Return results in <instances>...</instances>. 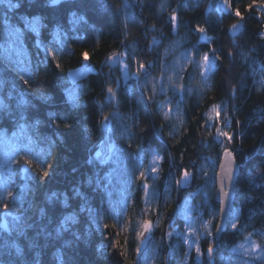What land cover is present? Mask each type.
Masks as SVG:
<instances>
[{
  "label": "trees",
  "instance_id": "trees-1",
  "mask_svg": "<svg viewBox=\"0 0 264 264\" xmlns=\"http://www.w3.org/2000/svg\"><path fill=\"white\" fill-rule=\"evenodd\" d=\"M13 2L21 5L8 16L23 31L22 63H17L15 52L5 55L3 51L7 36L2 21L7 9L0 4V80L7 82L0 89V100L11 90L13 97L23 95L30 104L23 131L7 116L0 121V157L7 159L0 168V182L10 176L6 188L0 183V223L5 219L11 226L13 217L19 216L25 234L17 237L15 232L0 231V264H59L57 253L63 264H145L140 247L145 238H136L146 219L138 179L141 162L148 171L144 181L156 197L147 217L157 222L151 233L153 261L149 264H222L246 236L264 243V8L259 7L264 0H256L251 9H246L251 0H229L231 7L223 0H127L128 5L122 0H61L59 5L48 0ZM235 8L241 11L242 21L232 15ZM21 16L40 18L39 37L23 30ZM197 27L205 32H197ZM37 39L43 48L35 47ZM84 51L90 56L87 63L81 58ZM112 53L125 56L126 82L118 65H107ZM204 53L209 54L211 71L195 67ZM178 55L189 61L178 69L176 93H167L179 106L178 118L171 120L160 113L164 95L150 81L160 79ZM139 64L145 65V75ZM83 66L92 71L71 83L68 72ZM108 87L114 90L110 98ZM38 94L50 100L42 101ZM8 103L14 108L16 100ZM217 111L219 127L233 135L231 144L218 138L213 118ZM50 112L62 119H50ZM35 119L41 123L32 128ZM106 135L115 155L99 166L94 158ZM224 147L239 164L235 203L227 230L216 240L219 205L214 184L208 193V208L215 216L213 236L202 238L196 231L192 239L201 247L197 257L195 247L184 243V237L191 219L195 227L199 218L207 216L200 196L206 173L201 164L216 159L217 173ZM152 154L160 160L154 177L148 165ZM24 159L32 166L24 164ZM48 164L53 165L50 170ZM44 170L49 171L47 177L40 175ZM184 170L196 187L192 192L190 184H177ZM106 173L110 178L101 179L97 186L95 174L103 178ZM75 189L86 201L75 197ZM52 192L66 194L69 207L48 203ZM124 201L131 203L132 213L126 229L121 228ZM82 203L90 211L80 212ZM41 208L46 210L43 218ZM69 213L77 215V223L57 236V225ZM234 214L238 215L235 230L229 228ZM104 224L112 227L105 229ZM171 227H176L177 234L166 240ZM6 239L20 243L25 249L23 259L3 248ZM116 240L119 248L113 249ZM209 243L215 245L211 256Z\"/></svg>",
  "mask_w": 264,
  "mask_h": 264
},
{
  "label": "snow or ice",
  "instance_id": "snow-or-ice-1",
  "mask_svg": "<svg viewBox=\"0 0 264 264\" xmlns=\"http://www.w3.org/2000/svg\"><path fill=\"white\" fill-rule=\"evenodd\" d=\"M223 2L225 5H228L229 7H231V5L229 4V0H223ZM48 3H50L52 5H59L61 3V0H48ZM0 4H3L7 9V11L4 14L3 21H2L4 28H5L6 36H7V42H6V45L3 49V51H4L5 55H7L10 52H15L17 57H18L17 63L20 64V63H22V61L19 59V57L21 56L22 51H23V48H22L23 31H22V28L20 26H17V24L10 21L8 13H11L13 10L19 9V7L21 5L19 3H14L13 0H0ZM254 6H256V0H251V2L246 5V9H251ZM259 7L264 8V3L259 4ZM73 15H75V14L73 13ZM232 15L237 17L238 20L242 21L244 19L239 8L233 9ZM79 19L83 20V17H80ZM171 20H172L173 24L175 25V23L177 21V17L175 14L172 15ZM19 21H20V24L23 26L24 31H30V32L36 33L37 37H39L40 28L43 27V25H41V23H40L39 17H36L33 19H28L27 17L21 16V17H19ZM232 27L235 28L236 25L233 24ZM196 31L203 33V32H205V28L197 27ZM35 47L43 48V44L39 39L36 40ZM211 51L215 52V49H212ZM47 54L52 55L53 60L56 59V56L53 55L52 52H48ZM115 55H116V53H112V55L108 56L107 59L109 61H111L113 59V56H115ZM229 55H231V53H229ZM81 58L83 61H85V63H87L88 60L90 59L89 53L87 51L82 52ZM209 59H210L209 54L204 53L201 56V67L207 69L208 71H211V66L208 64ZM215 59L219 60L220 57L216 56ZM56 67L59 68L60 65L57 63ZM139 69H141V70L145 69V65L139 64ZM29 75H31V73H29ZM75 75H82V73H77ZM75 75L73 78H75ZM135 75L137 77H139L141 75V73L139 71H137L135 73ZM124 78H125V80L128 79L127 74H125ZM169 79H171V78H169ZM6 83H7L6 81L0 80V89H2ZM25 83H28V81H25ZM107 92L110 96L114 95V90L111 87L107 88ZM38 98L41 99L42 101L50 100L49 97L44 96V95H39V94H38ZM12 99L16 100L14 108L10 103H8V101L12 100ZM29 104H30V102L27 99H25V97L23 95L13 97L12 92L10 90L8 97L5 100H0V121H3L5 116H7L8 118H10L13 121V123H15L17 125V127L20 128L21 131H23L25 128L26 116H27V107L29 106ZM216 109H217V106H213V110L216 111ZM48 115H49V118L53 119V120L58 121V120L62 119V117H60L59 115H56V114L51 113V112ZM213 118L216 119V121H217L218 138H222L224 141H227L228 144H231L233 141V135L230 131L222 130L219 127L220 120H219V112L218 111H217L216 116ZM104 119L107 120L108 117L105 116ZM40 123H41V121L39 119H35L34 123H32L30 125V127L35 128ZM236 123L239 124L240 122L236 121ZM0 127H2V124H0ZM66 127H67V125H66ZM107 148H108L107 154H104L101 151H97L95 154L94 159L96 161H98L99 166H103V165L107 164L109 162V160L112 158V156L115 155V150L111 147V145H107ZM153 159L156 160L158 158L154 157ZM23 163L28 165L29 167L32 166L30 160L24 159ZM89 163L91 164V163H93V161L90 160ZM52 167H53L52 164H48L49 170ZM220 167L223 170L222 180H227V181L231 182L233 180L234 175H235L234 154L228 147H224L222 150ZM5 171L10 173L11 169L6 167ZM157 171H158V169L156 167L152 168L153 173H156ZM40 175L42 177H47L49 175V171L48 170L41 171ZM189 175H190V173L187 170L182 171L180 173L179 180H177V184L179 185L181 182L187 180ZM252 175L253 174L250 172L249 173V180L250 181L252 179ZM217 176H221V173H217ZM109 178H110V173H106L103 178H101L98 174H95V183L97 186H99L101 183V179L108 180ZM143 178H144V173L141 172L138 179H143ZM8 179H10V176L6 177L2 182H0V183H3L5 188L7 187V180ZM92 180H93V178L90 177L88 180V183L91 184ZM26 188H27V186H26ZM143 189H144V192L147 193L148 189H149V184L144 183ZM8 195L11 196L12 193L9 191ZM74 195H75V197L81 199L82 201H86L84 194L79 189L74 190ZM219 196H220V204L223 205L225 202V198L228 196V192L225 191L223 186H221L219 189ZM46 199H47L48 203H50V204L55 203V202H59L61 204V206L65 207V208L69 207L68 197L64 193L52 192ZM5 210L7 211V205H5ZM86 210L90 211V209L86 208V203H82L80 208H79V211L84 212ZM45 215H46V210L41 208L40 209L41 218H43ZM77 219L78 218H77V215L75 213H69V214L65 215L55 229L56 235L60 236L63 232L68 231L69 226L71 224L77 223ZM209 223H211V222H209ZM226 226L227 225H225V224L215 225V227L217 228V232H219L221 227H226ZM111 227H112V225L104 224L105 229H109ZM150 228H151V222L147 219L143 220L142 224H141L142 230L136 233V238L140 239L144 235V232L148 231ZM231 228L234 230L237 229V224L231 223ZM0 231L5 232V233L15 232L17 237H21V236H24V234H25V225L21 222V217L14 216L13 217V223L11 226L7 223L0 224ZM168 235H171V233H168ZM206 235L208 237H212L213 233L209 231L206 233ZM262 235H264V233H262ZM245 239H248V237H245ZM119 243L120 242L118 240L113 241L112 242V248L118 249ZM184 243L188 244L190 242L188 239H185ZM195 243H196L195 251L197 253V257H199V255L201 254V247H200L199 242H195ZM214 247H215V245L213 243H209L207 246V253L210 256L214 252ZM241 247H243V245H241ZM3 248L9 254L14 255L17 259H23L25 257V249L23 247H21L20 243H18V241L15 239H12V240L6 239L4 241ZM246 251L249 254L256 253L257 251H261L262 254L260 256L253 257V258L258 259V260H264V244L258 245V244H256L255 241H253V242H251L250 248L246 249ZM121 255H123V253H121ZM185 255H188V254L185 253ZM56 259H57V261H59V264H63L59 253H57ZM181 264H183V262H181Z\"/></svg>",
  "mask_w": 264,
  "mask_h": 264
},
{
  "label": "rangeland",
  "instance_id": "rangeland-1",
  "mask_svg": "<svg viewBox=\"0 0 264 264\" xmlns=\"http://www.w3.org/2000/svg\"><path fill=\"white\" fill-rule=\"evenodd\" d=\"M184 61H189V60L185 56L178 55L177 57L174 58V60L172 62V67L171 68H166L164 70L163 76L160 79H157V80H155L153 82L150 81V83L152 84L153 88L158 90L160 93H162L164 95V98H163L162 102L159 105L160 113L164 117H166L168 119H171V120H176V118H178L179 106H178V103H176L174 101L173 96L168 95L167 93L170 90L172 91V95H174L176 93L175 89L177 88L178 82H179L178 81V69L182 67V65H183L182 62H184ZM191 62H192V60H190V63ZM117 65L119 66V69L122 72V81L126 82L128 79L125 80V78H124L125 74H127L128 78H129V75H128V70H127V65L125 63V56L124 55H122L120 57ZM195 67H197V69L202 71V67H201L200 63H197L195 65ZM91 71H92L91 68L83 66L81 68L69 71L68 72V77H69V80H70L71 83H75L77 80H79L80 78L86 76ZM140 71H142V74L145 75V69H142V70L140 69ZM77 73H82V75H75ZM74 75H75V78H73ZM135 77H137V76H135ZM169 78H171V79H169ZM103 128H104V131L107 132V129H108L107 123L103 124ZM107 139H108L107 135L104 136L103 140H107ZM109 143H110V145L112 147V143H111L110 140H109ZM154 157H156L158 159L154 160L153 159ZM6 160L7 159L3 160V156L0 157V168H3V166L6 165V163H7ZM148 160H149L148 161V165L150 166L151 176L154 177L155 175H157V172L153 173L152 172V168L156 167L158 169V166H159L158 163L160 161L159 157L157 155H155V154H152L149 157ZM215 160L216 159H214L211 162L205 161V162H203L201 164L202 165L201 168L203 170H205L206 173L203 175V181L205 183H204V186L201 188L203 194H201L200 196H201V198H203L202 206H203V208H205V210L203 212H206L207 216L206 217L202 216L201 218H199V222H197L195 227L193 226V223H195L194 219L190 220V218H189L190 223H189V226L187 227V231L185 233L186 235H185L184 238L189 240L190 248L196 247L195 241H193L194 239H192V238L196 237L195 233H196L197 230H199V235L202 238L208 237L206 235V233L211 230L212 221H213V219L215 217L213 212H211V210L208 208V201H209V194L208 193H209V191L212 192L213 186L215 184V177H216V173H215L216 161ZM5 168L6 167H4V170H5ZM139 170H140V172L138 174V177L140 176L141 172L144 173V178L141 179L142 180V186H143L144 183H145L144 180H145V177L147 176L148 171L145 169V167H143V163L142 162L139 165ZM190 175L187 178V180H185V181L180 183V186L188 187L189 184H190V186H192L191 187V189H192L191 192H192V191L196 190V187H193ZM146 183H148V182H146ZM148 184H149L148 192L145 193L144 189H143V192H144V200H143L144 208L143 209L145 211L144 212V216L146 217V219L149 216V212H150L151 208L153 207L152 205L156 202V197H154L152 187H151L150 183H148ZM130 205H131V203L126 204L125 201L123 203L124 211L122 213V221H123L122 224H121V228L122 229H126L129 226L128 217L132 216V213L130 215V212L128 210ZM140 218L141 217H139V220H140ZM209 222H211V223H209ZM231 223H236V224L238 223V215L237 214L233 215V217H232V219H231V221L229 223V228H231ZM140 224H142V223H140ZM156 224H157V222L151 223V228L147 231L145 239L143 241H141V244H140V247L142 249L141 252L144 255L143 259H144V263L145 264H149V263H151L153 261L152 257H151L152 255H151V252H150L149 248H150V241H151L150 240L151 239V233H152V230H153V228H154V226ZM168 233H171V235H168ZM174 233L177 234L176 227H171V230H168V232L166 233V240H169V238ZM246 237H248V239H244L243 241L238 243L231 250V255L228 258H225L221 262L222 264H264V260H258V259H254L253 258V257L260 256L262 254L261 251H257L256 253H252V254H249L246 251V249L250 248L251 242H253V241H255L256 244H258V245H262L264 243L263 242L261 244L258 243L256 238L252 237L251 235H248ZM241 245H243V247H241Z\"/></svg>",
  "mask_w": 264,
  "mask_h": 264
},
{
  "label": "water",
  "instance_id": "water-1",
  "mask_svg": "<svg viewBox=\"0 0 264 264\" xmlns=\"http://www.w3.org/2000/svg\"><path fill=\"white\" fill-rule=\"evenodd\" d=\"M122 1L125 5H128L127 0H122ZM232 31H235V28H233ZM119 59H120V56L115 55V56H113V59L111 61L107 60V65L108 66H115L118 64ZM110 97L111 96L109 95V98ZM107 145H110L108 140L102 141L100 143L98 150L103 152L104 154H107V152H108ZM220 162H221V157H220L218 168H217V173H221V176H217V173H216V177H215L214 199L219 205L218 219H217L216 225L217 224L227 225L229 217H230V212H231V209L235 203V198H236V182H237V179L239 176V164L236 161V158L234 156L235 175L233 177V180L231 182H229L227 180H222L223 170L220 167ZM221 186H223L225 191L228 192V196L225 198V202L223 205L220 204V196H219V189ZM4 223H7L5 219H3L0 224H4ZM226 230H227V226L221 227L219 232H217V228L215 227L214 238L216 240H219L221 238V236L223 235V233H225ZM145 236H146V232L144 233V235L142 236L141 239H144Z\"/></svg>",
  "mask_w": 264,
  "mask_h": 264
}]
</instances>
